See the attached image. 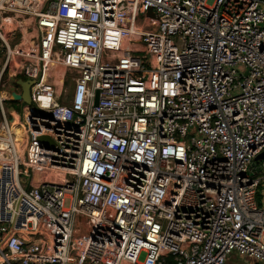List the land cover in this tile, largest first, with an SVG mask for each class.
Instances as JSON below:
<instances>
[{
  "label": "built area",
  "instance_id": "built-area-1",
  "mask_svg": "<svg viewBox=\"0 0 264 264\" xmlns=\"http://www.w3.org/2000/svg\"><path fill=\"white\" fill-rule=\"evenodd\" d=\"M1 49L0 264H264V2L0 0Z\"/></svg>",
  "mask_w": 264,
  "mask_h": 264
},
{
  "label": "water",
  "instance_id": "water-1",
  "mask_svg": "<svg viewBox=\"0 0 264 264\" xmlns=\"http://www.w3.org/2000/svg\"><path fill=\"white\" fill-rule=\"evenodd\" d=\"M261 1L264 2V0H261ZM149 16L155 17L152 10L149 11ZM16 83L18 86L22 88V95H19L16 92H13L12 99L14 101L23 100L26 104H31L32 101H31V96H30V88H31L32 82L19 79ZM10 114L12 118L11 123L13 126H16L19 122V114L15 108L10 109ZM40 141L46 144L47 146H50L52 144L51 139L49 137H42ZM261 164H264V153L256 157L254 166H259Z\"/></svg>",
  "mask_w": 264,
  "mask_h": 264
},
{
  "label": "rangeland",
  "instance_id": "rangeland-1",
  "mask_svg": "<svg viewBox=\"0 0 264 264\" xmlns=\"http://www.w3.org/2000/svg\"><path fill=\"white\" fill-rule=\"evenodd\" d=\"M28 35L26 36V39L25 40H28L32 37V33H27ZM24 41V36L22 34H17L16 38L12 40V44L16 45V44H21V42ZM26 42V41H24ZM5 56H6V53L4 52V49H1L0 50V64L1 63H4L5 61ZM65 87H70V84L69 83H66L65 84ZM21 137V136H19ZM262 187L264 188V181H262ZM257 202H258V205L260 207H263L264 208V195H260L257 199ZM68 205V204H67ZM242 262V264H250L251 262H253L252 260H249V259H244L242 258L240 260Z\"/></svg>",
  "mask_w": 264,
  "mask_h": 264
},
{
  "label": "bare ground",
  "instance_id": "bare-ground-1",
  "mask_svg": "<svg viewBox=\"0 0 264 264\" xmlns=\"http://www.w3.org/2000/svg\"><path fill=\"white\" fill-rule=\"evenodd\" d=\"M20 136H21V137H23V134H22V132H21Z\"/></svg>",
  "mask_w": 264,
  "mask_h": 264
},
{
  "label": "trees",
  "instance_id": "trees-1",
  "mask_svg": "<svg viewBox=\"0 0 264 264\" xmlns=\"http://www.w3.org/2000/svg\"><path fill=\"white\" fill-rule=\"evenodd\" d=\"M18 134H19V136H20V134H21V131H19V133H18Z\"/></svg>",
  "mask_w": 264,
  "mask_h": 264
}]
</instances>
